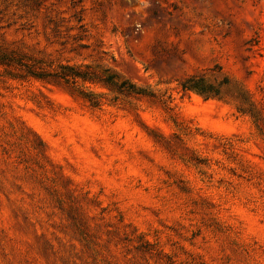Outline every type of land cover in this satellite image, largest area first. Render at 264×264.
<instances>
[{
    "label": "rangeland",
    "instance_id": "374dc122",
    "mask_svg": "<svg viewBox=\"0 0 264 264\" xmlns=\"http://www.w3.org/2000/svg\"><path fill=\"white\" fill-rule=\"evenodd\" d=\"M1 60L0 264H264V0H0ZM60 64L170 110L27 73Z\"/></svg>",
    "mask_w": 264,
    "mask_h": 264
},
{
    "label": "trees",
    "instance_id": "16d2710c",
    "mask_svg": "<svg viewBox=\"0 0 264 264\" xmlns=\"http://www.w3.org/2000/svg\"><path fill=\"white\" fill-rule=\"evenodd\" d=\"M1 61L2 64L6 62V60ZM27 73L28 76L45 83L62 82L70 86L78 97L92 109H101L106 104L126 103L130 105L133 100L147 98L165 105L170 110L166 102L155 93L136 86L117 72L100 65L60 64L56 69L28 68ZM88 85L98 90L90 88ZM178 88L183 93L196 92L206 98L216 97L220 93L215 86L207 82L205 75L202 74L190 75L179 81ZM171 118L176 126L180 125L177 116H171ZM192 160L197 161V157H192Z\"/></svg>",
    "mask_w": 264,
    "mask_h": 264
}]
</instances>
